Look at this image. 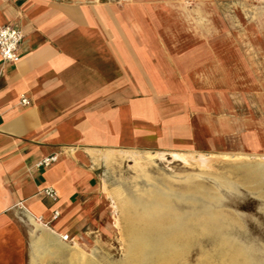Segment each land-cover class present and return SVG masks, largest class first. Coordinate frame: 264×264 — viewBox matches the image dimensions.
Returning <instances> with one entry per match:
<instances>
[{"label": "crops", "instance_id": "obj_1", "mask_svg": "<svg viewBox=\"0 0 264 264\" xmlns=\"http://www.w3.org/2000/svg\"><path fill=\"white\" fill-rule=\"evenodd\" d=\"M222 1L0 0V26L23 33L19 60L0 57V264L76 260L62 235L114 228L137 155L264 152V110L206 89L236 68L217 44Z\"/></svg>", "mask_w": 264, "mask_h": 264}, {"label": "rangeland", "instance_id": "obj_2", "mask_svg": "<svg viewBox=\"0 0 264 264\" xmlns=\"http://www.w3.org/2000/svg\"><path fill=\"white\" fill-rule=\"evenodd\" d=\"M218 9L217 44L237 48L236 68L206 89L221 90L230 110L261 116L264 0ZM156 156L137 155V197L114 199V228L67 234L77 258L63 264H264V152Z\"/></svg>", "mask_w": 264, "mask_h": 264}, {"label": "built area", "instance_id": "obj_3", "mask_svg": "<svg viewBox=\"0 0 264 264\" xmlns=\"http://www.w3.org/2000/svg\"><path fill=\"white\" fill-rule=\"evenodd\" d=\"M23 39L22 31L11 24L0 26V57L3 63H16L19 60V46ZM21 102L25 105L29 104V101L22 97ZM56 160V156L52 155L40 160L38 166H48L51 162ZM43 193L52 199L57 201L58 195L54 188L45 187ZM59 211L56 209L53 211L52 218L59 217ZM64 240L68 239V235H62Z\"/></svg>", "mask_w": 264, "mask_h": 264}, {"label": "bare ground", "instance_id": "obj_4", "mask_svg": "<svg viewBox=\"0 0 264 264\" xmlns=\"http://www.w3.org/2000/svg\"><path fill=\"white\" fill-rule=\"evenodd\" d=\"M147 232H148V231H147ZM170 240H171V239H170ZM142 247H143V245H142ZM142 247H141V248H142Z\"/></svg>", "mask_w": 264, "mask_h": 264}]
</instances>
